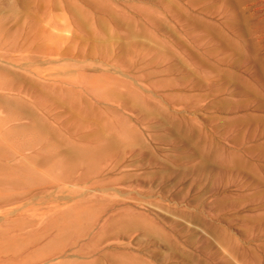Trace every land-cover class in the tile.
I'll return each mask as SVG.
<instances>
[{
	"label": "rangeland",
	"instance_id": "obj_1",
	"mask_svg": "<svg viewBox=\"0 0 264 264\" xmlns=\"http://www.w3.org/2000/svg\"><path fill=\"white\" fill-rule=\"evenodd\" d=\"M57 251L264 264V0H0V264Z\"/></svg>",
	"mask_w": 264,
	"mask_h": 264
},
{
	"label": "bare ground",
	"instance_id": "obj_2",
	"mask_svg": "<svg viewBox=\"0 0 264 264\" xmlns=\"http://www.w3.org/2000/svg\"><path fill=\"white\" fill-rule=\"evenodd\" d=\"M57 4V3H56ZM69 7V6H68ZM74 10V9H73ZM76 10V9H75ZM103 11V10H102ZM74 12V11H73ZM229 12V11H228ZM75 13V12H74ZM79 15V14H78ZM78 15H77V13H75V15L74 16H77L78 17ZM152 16V15H151ZM145 17V16H144ZM147 17H149V16H147ZM154 17V16H153ZM78 19H79V17H78ZM148 19V18H147ZM81 20V19H80ZM152 20V19H151ZM155 21V20H154ZM81 23V22H80ZM84 23V22H83ZM99 23H102V22H100L99 21ZM67 24V23H66ZM82 24V23H81ZM99 26V25H98ZM124 26V25H123ZM120 27V26H119ZM84 28V27H83ZM128 28V27H127ZM101 29H102V27H101ZM136 29V28H135ZM133 30V29H132ZM103 31V30H102ZM130 35V34H129ZM124 47V46H123ZM127 47V46H126ZM49 51V50H48ZM43 52V51H42ZM55 53V52H54ZM73 53V52H72ZM70 54V53H69ZM74 54V53H73ZM60 83V82H59ZM72 90V89H71ZM21 92V91H20ZM122 99H124V98H122ZM138 107V106H137ZM140 109V108H139ZM137 111V110H136ZM64 114V113H63ZM79 117V116H78ZM61 118V117H60ZM174 130V129H173ZM102 130L101 129H98L96 132H94L92 135L93 136H95L96 138L97 137H99V138H103V139H105V146L104 147H102V148H100V149H97V150H99V151H95V153L96 154H101V153H107V152H109L110 150H115L116 149V151H118V156L112 161V164H114V165H117V164H119L121 161H122V159H123V156L125 155V154H127L128 152H126L125 151V148H124V146H122V145H119V143H118V141L115 139V138H113L112 136H102ZM134 137V136H133ZM79 141V140H78ZM118 149V150H117ZM70 150V149H69ZM79 150V149H78ZM71 151H73V150H71ZM120 152H122V155H120L121 153ZM126 152V153H125ZM76 153H78V152H76ZM74 154V153H73ZM70 155V154H69ZM72 156V155H71ZM75 156V155H74ZM79 156V155H78ZM122 156V157H121ZM76 158V157H75ZM80 158V157H79ZM71 159V158H70ZM113 159V158H112ZM128 159V158H127ZM111 160V159H110ZM109 161V160H108ZM101 163V162H100ZM102 166H103V164H102ZM143 175V174H142ZM109 188V187H108ZM101 189V188H100ZM93 191V190H92ZM35 201V200H34ZM44 204V203H43ZM65 222V221H64ZM7 224V223H6ZM16 240V239H15ZM22 252H24V251H22ZM60 251H57V252H52L50 255L49 254H47L46 256H44V257H38V258H35V259H33L29 264H42L43 262H45L46 260H48L47 258H49V256H54V255H56V254H58ZM8 257V256H7ZM93 257V256H92ZM91 258V257H90ZM88 259V258H87ZM8 261V260H7ZM10 261V260H9ZM76 264V263H75Z\"/></svg>",
	"mask_w": 264,
	"mask_h": 264
}]
</instances>
